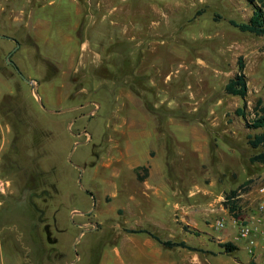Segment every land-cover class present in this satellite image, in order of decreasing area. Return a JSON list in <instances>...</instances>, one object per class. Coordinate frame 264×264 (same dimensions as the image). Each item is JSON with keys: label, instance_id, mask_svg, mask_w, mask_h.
Listing matches in <instances>:
<instances>
[{"label": "rangeland", "instance_id": "obj_1", "mask_svg": "<svg viewBox=\"0 0 264 264\" xmlns=\"http://www.w3.org/2000/svg\"><path fill=\"white\" fill-rule=\"evenodd\" d=\"M79 1V10L71 0L36 6V19L50 23L45 29L11 23L23 31L28 70L19 68L33 84L7 60L10 53L18 60L19 44L0 35V172L12 180L0 198V264H30L37 253L41 264H99L108 222L124 220L123 204L104 190L105 178L123 167L113 158L126 149L125 119H138L133 150L154 146L182 204H196L203 230L237 247L228 253L220 246L228 263L246 250L250 264H264L233 224L209 226L228 214V193L237 189L235 201L248 206L264 184V163L252 160L264 145L248 142L261 131L251 123L258 100L264 105V37L230 23L249 21L259 0ZM240 57L245 99L225 89ZM100 219L103 230H89Z\"/></svg>", "mask_w": 264, "mask_h": 264}, {"label": "crops", "instance_id": "obj_2", "mask_svg": "<svg viewBox=\"0 0 264 264\" xmlns=\"http://www.w3.org/2000/svg\"><path fill=\"white\" fill-rule=\"evenodd\" d=\"M5 1L0 0V35L3 36L2 38L7 36V39L19 44V47L14 50L19 53L22 48L23 31L18 30L11 23L16 22L22 27H32L34 30L48 28L47 23L49 25L50 23L40 17L36 19L37 14L34 9L39 5L40 7L47 4L54 5L58 0H7L14 3L16 8L6 7ZM71 1L79 10L80 1ZM6 17H8L7 22ZM11 32H14L13 35ZM19 54L18 60H13L14 63L18 68L22 66L28 70L27 66H24L23 55L21 52ZM137 123L138 119L123 120V124L130 126L120 130L127 135L126 149L114 155L113 158L116 164H123V167L114 170V178H105L109 185L104 191L118 200L117 204H123L124 220L123 223L108 222L109 237L106 246L101 251L99 264H218L219 262H221L219 264H229L226 258L229 256L223 253L219 244L223 240L203 230L200 222H197L193 215L194 211L191 210L196 204H182L179 198L180 185L174 178V173L166 167L159 166L158 157L151 154V148L154 146L145 153L141 149L133 150L131 142L137 138L138 133L131 127ZM114 145L117 146V143ZM106 166H112V163L108 162ZM197 202H199L197 199L193 201V203ZM182 218L185 219L184 223H182ZM103 220H95L89 230L102 231ZM87 224L89 222L85 221L83 225L80 223L78 225L86 226ZM182 224L205 233L195 236L194 232L183 227ZM209 226L212 228L210 223ZM128 229H148L157 233L163 240L185 241L188 245L198 246L199 249L165 246L146 232H130ZM227 237L231 239L230 236ZM74 238L72 237L71 244L74 243ZM60 239L63 240V236ZM214 244L220 248L219 255H214ZM238 251H241L240 247ZM57 254L63 256V250ZM34 255L36 258L33 261L28 260L27 257L25 262L41 264V255L38 253ZM15 264H20V259ZM230 264H250L246 250L245 253L233 256Z\"/></svg>", "mask_w": 264, "mask_h": 264}, {"label": "trees", "instance_id": "obj_3", "mask_svg": "<svg viewBox=\"0 0 264 264\" xmlns=\"http://www.w3.org/2000/svg\"><path fill=\"white\" fill-rule=\"evenodd\" d=\"M254 1V0H251ZM230 23L234 26L238 27L241 31L251 32L258 36L264 37V0H259V5L256 6L253 15L250 20L247 22H237L235 20H230ZM239 72L230 80L225 86L226 92L232 95H237L246 98L248 94V82L247 76L244 73L245 63L243 58L240 57L238 60ZM245 107H239L236 112L238 115H241L245 118L246 114L244 111ZM256 116L252 121V126L254 128L261 129L260 132L255 135H249L248 142L249 144L257 148L260 145H264V105L261 100H258L257 105L255 106ZM254 162L264 163V152H260L252 157ZM238 195V190L234 189L230 193L227 194L228 202L232 200L235 196ZM228 207L230 211H234L237 208V202L232 200ZM130 232H146L150 234L152 237L163 243L165 246L173 247V246H182L187 247L189 249H197L194 246L188 245L185 241H171V240H163L157 235V233L150 231L148 229H128ZM220 246L225 250V252L232 253L237 247L231 242L220 243Z\"/></svg>", "mask_w": 264, "mask_h": 264}, {"label": "built area", "instance_id": "obj_4", "mask_svg": "<svg viewBox=\"0 0 264 264\" xmlns=\"http://www.w3.org/2000/svg\"><path fill=\"white\" fill-rule=\"evenodd\" d=\"M5 127L0 122V159L5 147ZM12 186V180L0 172V198L5 196ZM237 195L236 197H238ZM233 198V200L236 199ZM0 199V205H1ZM228 224H233L237 238L248 244V251L255 262L264 263V184L257 187V196L250 201L248 206L240 205L234 211L228 210L227 215L218 217L212 227L215 230H223Z\"/></svg>", "mask_w": 264, "mask_h": 264}, {"label": "water", "instance_id": "obj_5", "mask_svg": "<svg viewBox=\"0 0 264 264\" xmlns=\"http://www.w3.org/2000/svg\"><path fill=\"white\" fill-rule=\"evenodd\" d=\"M11 54H12V53H10V54L7 56V60H8V62H10V63H12V64H15L14 61H13L12 59H10ZM16 70L19 72V74L21 75V77H22L26 82H28V83H30V84H33V83H34L33 80L27 78V77H26V76H25V75L19 70L18 67H16Z\"/></svg>", "mask_w": 264, "mask_h": 264}, {"label": "flooded vegetation", "instance_id": "obj_6", "mask_svg": "<svg viewBox=\"0 0 264 264\" xmlns=\"http://www.w3.org/2000/svg\"><path fill=\"white\" fill-rule=\"evenodd\" d=\"M13 65H15V64H13ZM15 67H17V66H15Z\"/></svg>", "mask_w": 264, "mask_h": 264}]
</instances>
